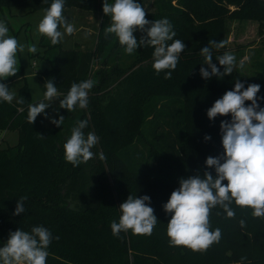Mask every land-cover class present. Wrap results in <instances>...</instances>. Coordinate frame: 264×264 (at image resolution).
Masks as SVG:
<instances>
[{"label": "trees", "instance_id": "trees-1", "mask_svg": "<svg viewBox=\"0 0 264 264\" xmlns=\"http://www.w3.org/2000/svg\"><path fill=\"white\" fill-rule=\"evenodd\" d=\"M52 2L0 0V8L23 6L36 10L48 8ZM136 2L143 7V0ZM154 5L155 10H145L146 19L167 18L176 33L173 39L186 46L175 70L157 74L152 67L151 46H141L131 54L128 64L121 63L115 55L119 52L118 39L114 34L105 35V28L111 23L109 16L94 49L78 44L65 47L61 42L52 45L49 38L41 35L45 49L41 57L49 60L50 66L40 72V86L44 94V84L50 79L61 95L33 124L27 119L29 105L44 101V97L33 99L26 81L11 103L0 100V132L18 133L16 144H0V247L11 232H31L33 227L42 226L53 237L46 264L264 262V217H254L252 209L233 202L235 216L228 218L222 208H213L210 230L219 228L221 238L207 250L192 251L170 245L167 224L171 214L163 208L170 197L168 190L177 189L181 178L203 176L206 171L216 175L205 161L209 156L223 154L220 124L230 121L231 116L209 120L207 110L214 102L233 90L239 80L245 88L249 84L260 85L258 103L264 107V61H257V71L249 75L238 68L220 78L206 80L200 74L201 67L207 68L200 51L209 40L224 42L223 48L213 49L212 60L224 71L216 57L228 49L225 20L262 18L264 0H155ZM68 7L102 10L103 0H65L64 10ZM137 34V41L145 35L139 30ZM51 49H57L56 54ZM96 58L100 68L93 74ZM167 71L172 72L170 79H165ZM20 76H24L22 69L0 83ZM85 80L94 82L88 92L87 108L77 105L72 112L60 108V99L67 95L71 85ZM20 99L24 103H18ZM250 103L246 101L245 105ZM60 116L65 119L57 127L51 120ZM81 120L88 121L83 129L85 136L92 132L99 138L95 145L100 151L99 159L95 172L93 168L89 174L84 164L73 167L64 159L63 146ZM205 136L211 139L205 140ZM91 174L95 184L89 189ZM129 195L150 197L149 206L157 218L151 235H133L131 230L122 231L119 236L112 234L111 222H119V206ZM21 197H27L23 201L25 211L14 215ZM71 198L75 199V206L69 204Z\"/></svg>", "mask_w": 264, "mask_h": 264}, {"label": "clouds", "instance_id": "clouds-1", "mask_svg": "<svg viewBox=\"0 0 264 264\" xmlns=\"http://www.w3.org/2000/svg\"><path fill=\"white\" fill-rule=\"evenodd\" d=\"M64 6L65 0H53L38 24V32L49 38L52 45L60 43L65 34L71 35L75 31L63 15ZM102 10L111 18L105 35L114 34L127 54H133L141 46H151L154 47L152 67L157 74L176 69L179 56L186 46L183 41L173 39L176 33L167 18L149 21L145 9L136 0H115L114 3L103 0ZM60 28L64 31H60ZM137 30L145 33L139 41L134 36ZM224 46L223 41L209 40L208 45L201 49L203 64L207 65V68H200L202 78H220L233 73L237 67L233 54L225 52L216 57L224 68L223 72L212 62L213 49L219 50ZM25 47L29 53L37 52L34 44L25 46L9 35L6 23L0 21V81L17 75V53H23ZM239 67L243 69L244 64L240 63ZM171 74V71H167L165 79H170ZM93 84L92 80L73 83L67 95L60 99L59 107L68 112L75 111L77 105L81 109L87 108L88 92ZM44 86V101L47 102L29 105L27 119L31 124L58 97L57 87L52 80L46 81ZM259 91V84H249L245 88L243 83L236 80L234 89L226 91L207 110L209 120L217 116H231L230 121L223 120L220 124L223 154L219 157L209 156L205 161L208 168L215 169V177L206 171L203 176L197 174L181 178L179 187L172 191L163 205L164 211L171 214L167 224L171 246L204 251L214 242L218 243L221 230H210L211 210L217 206L224 210L228 218L235 216L231 207L233 202L238 207L252 209V215L256 218L264 217V107L258 103V99H261L257 97ZM14 96L15 93L5 83H0V100L11 103ZM246 101L251 103L246 106ZM18 103L22 104L24 100L20 99ZM64 119L60 116L59 119H52L51 123L59 127ZM87 125V120L79 121L63 146L64 159L73 167L86 163L94 156L91 149L99 138L92 132L85 136L83 129ZM210 139V136H205V140ZM100 158L105 157L101 154ZM25 199L27 197H21L17 201L14 215L24 213ZM149 205V196L137 198L129 195L119 206L122 213L119 222H111L112 234L119 236L120 232L131 230L133 235H151L157 218ZM240 224L243 225L244 221L241 220ZM52 239V233L42 226L33 227L31 232L21 229L11 232L7 242L0 247V264H46L49 255L47 249Z\"/></svg>", "mask_w": 264, "mask_h": 264}, {"label": "rangeland", "instance_id": "rangeland-1", "mask_svg": "<svg viewBox=\"0 0 264 264\" xmlns=\"http://www.w3.org/2000/svg\"><path fill=\"white\" fill-rule=\"evenodd\" d=\"M155 0H143L145 10H155ZM234 7V6H232ZM47 8H39L29 10L23 6H5L0 8V21H4L9 29V35L15 37L20 44L25 46L34 44L37 47L36 53H29L27 47L23 53H17L18 70H23L24 76H20L7 83L9 90L17 94L18 88L26 81L29 85L33 99H41L44 97L40 86L39 75L42 70L50 66V61L41 57L45 53L44 47L41 45V34L38 32V24L44 16V10ZM63 15L66 21L75 28L73 34H65L61 43L65 47H73L76 44L84 49H94L99 39L101 27L108 22V16L103 10L90 11L79 7L65 8ZM226 43L228 45L227 52L236 57L238 69L244 74L249 75L257 71L256 62L264 61V15L262 18H240L231 17L225 20ZM63 32L64 29L61 28ZM138 31V30H137ZM137 31L134 36L137 39ZM118 58L120 62L128 64L132 57L125 52L124 46L118 45ZM57 49H51V53L56 54ZM50 55V53L48 52ZM51 56V55H50ZM114 56V55H113ZM96 58L93 66V74L100 68V62ZM243 63L241 69L239 64ZM264 72V70H262ZM61 95L58 92V97ZM16 98V97H15ZM14 98V99H15ZM18 141V133L16 130H5L0 132V144L2 146L14 145ZM91 151L94 153L93 158L84 164L88 169V174L93 170L95 172V164L100 154L99 148L94 146ZM89 179V177H88ZM93 182L92 174L87 182V187L91 189ZM172 190H168L170 196ZM72 199V200H71ZM69 204L75 206V199L71 198ZM67 205V203H66ZM255 264H264L259 262Z\"/></svg>", "mask_w": 264, "mask_h": 264}, {"label": "crops", "instance_id": "crops-1", "mask_svg": "<svg viewBox=\"0 0 264 264\" xmlns=\"http://www.w3.org/2000/svg\"><path fill=\"white\" fill-rule=\"evenodd\" d=\"M8 83V82H7ZM7 83H5L6 85H7ZM19 89V88H18ZM17 93H18V91H17ZM16 96H17V94H16ZM16 96H14V98L16 97Z\"/></svg>", "mask_w": 264, "mask_h": 264}]
</instances>
